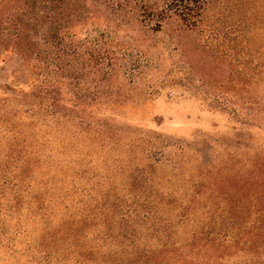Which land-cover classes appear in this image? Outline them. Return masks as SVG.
<instances>
[{
  "label": "trees",
  "instance_id": "obj_1",
  "mask_svg": "<svg viewBox=\"0 0 264 264\" xmlns=\"http://www.w3.org/2000/svg\"><path fill=\"white\" fill-rule=\"evenodd\" d=\"M6 19L17 102H0L1 261L181 264L195 247L264 264V148L177 180L183 154L110 118L118 79L152 78L150 94L264 125V0H21Z\"/></svg>",
  "mask_w": 264,
  "mask_h": 264
},
{
  "label": "rangeland",
  "instance_id": "obj_2",
  "mask_svg": "<svg viewBox=\"0 0 264 264\" xmlns=\"http://www.w3.org/2000/svg\"><path fill=\"white\" fill-rule=\"evenodd\" d=\"M20 4L21 0H0V24H4L7 15L17 10ZM14 19L12 17L8 24L10 32L17 28ZM2 48L10 50V42L0 40V56L5 55ZM16 54L7 52L6 60L0 57V83L9 85L8 88L0 89V102H17V85L9 83L17 79ZM158 75H162L161 71L153 70L152 76ZM151 79L142 78L133 83L117 80L112 97L124 103L113 111L115 114L110 117L113 119L111 125L124 130L125 136H140L150 140L154 148L162 150L164 154L169 153L173 158H179L183 154L184 159L179 164L185 178L181 179L178 175L177 180H188L191 174L195 176L197 170L204 168V162H215L221 167L234 164L238 168H244L243 164L248 157L254 160L253 156L263 150L264 125L259 124L258 117H249L248 111L244 116L235 117L229 111L210 106L196 95L169 96L167 88H162L154 95L150 94L148 85ZM109 96L101 97L104 99ZM136 150L139 155L140 148ZM167 164L170 167L172 163L168 161ZM184 231L188 232V228ZM184 253L185 259L181 264H213L215 261L207 249L187 248ZM98 256L100 260L101 257ZM171 261L179 264V261ZM21 263L22 261L17 262V255L14 254L9 259L0 260V264ZM64 264L80 263L70 260ZM216 264H239L238 256H225V259Z\"/></svg>",
  "mask_w": 264,
  "mask_h": 264
}]
</instances>
